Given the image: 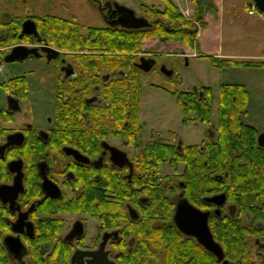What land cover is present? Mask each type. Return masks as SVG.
Masks as SVG:
<instances>
[{
    "label": "flooded vegetation",
    "instance_id": "af4514ba",
    "mask_svg": "<svg viewBox=\"0 0 264 264\" xmlns=\"http://www.w3.org/2000/svg\"><path fill=\"white\" fill-rule=\"evenodd\" d=\"M55 1L42 0V7L77 28L45 33L40 6L20 27L0 11V73L30 63V76L0 78V264H264V181L252 182L247 163L264 176V129L245 121L249 110L244 121L257 129L261 150L235 156L233 166L227 158L215 162L222 150L213 109L200 120L177 99L185 123L207 125L200 144L145 133L143 91L137 112L135 91L161 53L134 59L95 38L87 43L93 30L79 22L86 9ZM87 5L97 19L92 27L128 29L121 25L130 19L127 9L147 15L117 0ZM26 20L36 24L34 33L24 32ZM142 58L154 60L150 71L140 67ZM205 219L221 253L200 239Z\"/></svg>",
    "mask_w": 264,
    "mask_h": 264
},
{
    "label": "rangeland",
    "instance_id": "374dc122",
    "mask_svg": "<svg viewBox=\"0 0 264 264\" xmlns=\"http://www.w3.org/2000/svg\"><path fill=\"white\" fill-rule=\"evenodd\" d=\"M10 0H0L2 10L8 12H17V7L7 4ZM118 2L128 5L137 13H140L142 3L154 4L159 8H164L165 4L162 0H117ZM184 18L197 27H201L200 23H196L195 12L196 4L194 0H173ZM66 2L73 10L82 11L86 9L82 15L80 24H85L84 28L89 24L95 23L96 18L92 16L91 11L87 12L89 5L87 0H56L55 6ZM247 3V2H246ZM247 5V4H246ZM18 7L22 9L21 2ZM60 8V13H68L67 10ZM26 13V12H23ZM67 16V15H65ZM91 16V17H90ZM150 21H154V16H147ZM246 24L240 23L235 26L229 25L230 15H226L223 24H225V40L226 49L231 47L237 49L240 53L261 54L262 45L264 44V20L257 16H250L247 12H243ZM261 21V23H260ZM260 25L262 28H260ZM212 26V25H211ZM210 26V27H211ZM231 33V34H229ZM237 36L235 40L233 37ZM232 35V37H231ZM233 40H232V39ZM143 50L141 53L151 54L154 52L161 53L160 65L150 72L142 74L143 96L141 101V120L145 124V133H160L165 140L169 142H183L184 144H200L207 138V125L202 122L195 124L194 122L185 123L183 121L184 114L178 105L177 98L171 91H191L194 89H202L212 87L214 93L213 102V121L217 124L219 113V86L225 83H246L250 96V115L245 118L247 123H252L260 129H264V70L250 69L249 67H232L229 69H219L215 67L207 56L199 55L193 57L195 46L191 47L183 41L175 39H159L150 38L144 40ZM163 54V55H162ZM174 71L172 76H166L162 71V66ZM30 63L20 64L6 67L0 78L3 79L7 75L16 73H28ZM10 68H13L10 73ZM43 104H39L38 112L43 111ZM45 113V112H44ZM263 127V128H262ZM166 172L168 178L174 179L176 175L173 169L167 165Z\"/></svg>",
    "mask_w": 264,
    "mask_h": 264
},
{
    "label": "trees",
    "instance_id": "16d2710c",
    "mask_svg": "<svg viewBox=\"0 0 264 264\" xmlns=\"http://www.w3.org/2000/svg\"><path fill=\"white\" fill-rule=\"evenodd\" d=\"M21 2L22 9L18 7V3ZM165 7L159 8L154 4L142 3L141 10L148 16H154L156 19L151 22V26L141 29H117L112 30L106 27H92L89 26L87 29L93 30L91 33H87L86 41L91 38H95V42L102 46H116L119 52L135 54L134 59H137L139 52L143 50L144 40L150 38L159 39H175L177 41H183L189 46L194 47L197 44L198 35L200 28L194 23L186 20L180 11L179 7L173 0H162ZM247 7L253 3V0H246ZM196 4L195 18L196 23L199 22L201 27L206 25L205 16L208 11L217 10V6L214 0H194ZM7 4L17 7V12H10L13 18L10 24L12 26L20 27L21 22L26 19L31 13V8L42 7V0H10ZM45 5V4H44ZM42 9L45 13L44 16L38 17L40 27L45 33H49V29H53L55 33L59 31L67 30L76 27L75 23H71V20L52 16L49 8L43 6ZM2 11V8H0ZM26 12V13H23ZM54 20L52 21V19ZM10 24H7L9 26ZM75 24V25H74ZM74 26V27H72ZM79 27V26H78ZM84 28V27H82ZM62 34V33H60ZM47 35V34H46ZM63 37V36H61ZM93 42V43H95ZM81 43V42H79ZM211 63L219 68L223 69L228 66H249V67H260L264 62L262 61H232L230 59H224L220 57H210ZM143 88L138 85L135 91V103L137 112V104ZM204 96L201 93L191 91H172L178 99L179 105L189 115L191 110L197 111L198 119L209 120L211 118L214 93L212 87L208 86L201 89ZM219 113L218 122L216 124V141L219 143L220 156H215V162L218 160L223 161L224 159H230V164L233 166V159L235 156L242 153H251V156H256L254 151L261 150V147L257 142V129L244 121V116L247 115L249 110V92L243 84L235 83H221L219 86ZM189 117L186 116L187 122ZM210 123V121H208ZM169 151V150H167ZM248 165L252 167L250 169V175L252 182L262 179L264 176L255 172L258 170L254 168L253 164L247 160Z\"/></svg>",
    "mask_w": 264,
    "mask_h": 264
},
{
    "label": "crops",
    "instance_id": "0c3cea01",
    "mask_svg": "<svg viewBox=\"0 0 264 264\" xmlns=\"http://www.w3.org/2000/svg\"><path fill=\"white\" fill-rule=\"evenodd\" d=\"M214 1L217 6V10L208 11L206 13L205 16L206 25L200 27V32L198 35L197 44L195 46V51H193V53H195L193 57H197L201 54L203 56H207L208 59L210 57H220L224 59H230L235 62L237 61L264 62V44L262 45L261 54H252V53L244 54V53H240L237 49L233 47L226 49V47L224 46L226 32H225V24H223L226 15H230V19L228 22L229 25L232 27L240 23L246 24L245 22L246 20L243 17V12H247L250 16H255V17L257 16L259 19H263V20H264V14H260V13L250 14L249 8L246 5V0H214ZM260 28H262L261 25ZM233 38L235 40L237 39L236 34ZM232 67H238V66L237 65L228 66L223 68V70ZM239 67H249V66H239ZM249 68L264 70V64H262L260 67H252V68L249 67ZM235 84H243L248 90L246 83L235 82ZM250 102H249V106L251 104Z\"/></svg>",
    "mask_w": 264,
    "mask_h": 264
},
{
    "label": "water",
    "instance_id": "95a60500",
    "mask_svg": "<svg viewBox=\"0 0 264 264\" xmlns=\"http://www.w3.org/2000/svg\"><path fill=\"white\" fill-rule=\"evenodd\" d=\"M259 11L261 13H264V0H253ZM129 12H130V16H128V19L129 21L124 23V24H121L123 27L125 28H128V29H141V28H146V27H149L151 26V23L150 21L145 18V17H138L136 16V13L135 11L133 10H130V9H127ZM23 29H24V32L25 33H34L36 31V24L34 23V21L32 20H26L23 24ZM18 50H19V47L16 48L14 50V55L15 53L17 54L18 53ZM21 52V51H20ZM22 53V52H21ZM147 60V63L146 64H143L144 61ZM141 64H140V67H142L143 69H145V71H150L152 68H153V65H154V60H151L150 59H145V58H142L141 60ZM162 70L168 75V76H172L173 75V70L171 69H168L166 66H163ZM259 143L260 145L264 146V133L260 135L259 137ZM220 198V199H219ZM216 201H221L223 200V197H216L215 198ZM190 206V205H189ZM181 225L184 226V229L185 231H187V233H191L190 230H188L187 227H189L191 225L190 222H185V220H183L182 222H180ZM200 227L202 226H205L206 230L203 231L202 233H200V239L202 241H204L205 243L209 244V246L211 247L212 250H214L216 253H219V249H217L216 247H214L213 244L216 245V243H214L213 241V238H212V235L210 233V230L208 228V225H207V219H205L204 221H199V224H198ZM206 233V234H205ZM218 246V245H216ZM221 253V251H220Z\"/></svg>",
    "mask_w": 264,
    "mask_h": 264
},
{
    "label": "built area",
    "instance_id": "2783aa9c",
    "mask_svg": "<svg viewBox=\"0 0 264 264\" xmlns=\"http://www.w3.org/2000/svg\"><path fill=\"white\" fill-rule=\"evenodd\" d=\"M256 10H257V7L255 4H253L252 9L250 10V13L253 14L254 12H256Z\"/></svg>",
    "mask_w": 264,
    "mask_h": 264
}]
</instances>
